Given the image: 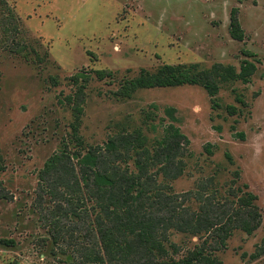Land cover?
I'll return each mask as SVG.
<instances>
[{
	"label": "rangeland",
	"instance_id": "obj_1",
	"mask_svg": "<svg viewBox=\"0 0 264 264\" xmlns=\"http://www.w3.org/2000/svg\"><path fill=\"white\" fill-rule=\"evenodd\" d=\"M233 8L243 40L231 35ZM245 61L257 66L247 82H218L217 65L240 73ZM167 64L211 72L217 94L202 85L132 86ZM67 97L83 105L77 133ZM170 124L189 140L176 159L184 170L154 182L157 167L144 153ZM123 135L144 143L110 153V140ZM65 143L83 187V173L92 180L104 156L136 176L140 162L148 165L144 185L169 186L179 210L227 205L236 200L230 191L240 195L247 184L261 226L251 236L235 230L217 255L223 264H264V254L252 257L264 242V0H0V264H99L86 258L98 210L85 187L87 204L74 196L71 205L39 189L41 170ZM198 243L170 230L165 244L182 257Z\"/></svg>",
	"mask_w": 264,
	"mask_h": 264
},
{
	"label": "trees",
	"instance_id": "obj_2",
	"mask_svg": "<svg viewBox=\"0 0 264 264\" xmlns=\"http://www.w3.org/2000/svg\"><path fill=\"white\" fill-rule=\"evenodd\" d=\"M11 16V15H10ZM13 17V16H12ZM8 20V19H6ZM231 35L237 40H243L244 30L237 17V8H233L230 16ZM15 29V28H14ZM221 67L217 71L218 82L241 78L247 82L248 78L257 70L254 63L245 61L241 72L237 73L232 66ZM199 65H164L156 73L144 71L131 84L138 88L169 87L181 85H202L214 96L218 92V84L212 73L198 70ZM103 78L104 71H96ZM215 80V81H214ZM83 92V87L80 88ZM68 103L75 106L76 120L72 125L74 133L78 132L80 115L83 113L82 103H74V98L67 97ZM140 136V133L138 134ZM123 135L110 140L107 150L110 153L122 146H129L140 137ZM133 137V138H132ZM147 140V139H146ZM138 145L142 147L141 143ZM189 140L180 128L170 124L160 139L156 140L153 153L146 149L144 156L150 166H156L157 171L149 178L156 182L155 176L167 175L170 179L178 178L184 170L183 165L177 164L182 145ZM210 144L207 152H211ZM130 150V149H129ZM68 143L64 149L52 155L40 172V191L51 195L56 201H66L71 205L74 198L81 201L80 193L87 192V201H94L97 208L93 223L87 224V237L93 247L87 249L86 258L90 262L99 264H223L217 255L227 248L228 240L235 230H241L248 236L254 234L261 226L262 213L256 201L257 195L248 190V185L239 187L240 195L230 191V196L236 200H226L227 205L217 206L214 203H204L199 211H191L182 207L176 208L175 199L169 186L160 188L156 185H144L142 182L148 174V165L139 162L140 176L122 171L115 161L103 157L102 171L91 175L83 173L84 187L77 176L75 167L71 164ZM228 156V155H227ZM229 157V156H228ZM230 159V157H229ZM101 162V160H100ZM160 166V167H159ZM239 178V172L235 173ZM91 181H90V180ZM236 182V180L234 181ZM81 202L87 204L83 199ZM221 205V206H219ZM71 214L79 217L76 209L71 207ZM89 216V214L87 213ZM57 229L59 220L54 222ZM175 230L197 237L199 243L188 249L182 257L169 254L166 242H169V232ZM56 231V230H55ZM57 234V233H54ZM56 236L54 239L56 240ZM174 254L178 246L170 243ZM264 254L263 245L252 255L258 258Z\"/></svg>",
	"mask_w": 264,
	"mask_h": 264
}]
</instances>
